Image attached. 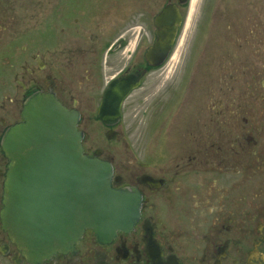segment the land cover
Here are the masks:
<instances>
[{
	"label": "flooded vegetation",
	"instance_id": "af4514ba",
	"mask_svg": "<svg viewBox=\"0 0 264 264\" xmlns=\"http://www.w3.org/2000/svg\"><path fill=\"white\" fill-rule=\"evenodd\" d=\"M110 2L116 9L102 14ZM168 2L180 17L173 78L163 69L171 55L159 66L146 59ZM135 5L0 0V264H264V0H166L152 14L147 1ZM133 75L139 83L118 116L99 118L110 85L115 107L119 83ZM35 94L76 112L84 153L110 163L112 188L140 197L128 229H85L41 260L3 227V137ZM166 109H177L172 122ZM87 124L102 126L106 147H85Z\"/></svg>",
	"mask_w": 264,
	"mask_h": 264
},
{
	"label": "water",
	"instance_id": "95a60500",
	"mask_svg": "<svg viewBox=\"0 0 264 264\" xmlns=\"http://www.w3.org/2000/svg\"><path fill=\"white\" fill-rule=\"evenodd\" d=\"M178 24L177 7L167 4L154 21L157 39L146 55L151 65L166 58ZM138 81L139 76L133 75L119 83L115 107L110 104V89L117 85L113 82L98 117H117L119 100ZM22 115L23 122L9 128L2 142L9 160L3 225L26 256L49 258L86 228L109 237L130 227L138 214L139 194L127 188L113 189L111 165L83 153V133L76 129L78 114L52 95L35 94L25 103Z\"/></svg>",
	"mask_w": 264,
	"mask_h": 264
},
{
	"label": "rangeland",
	"instance_id": "374dc122",
	"mask_svg": "<svg viewBox=\"0 0 264 264\" xmlns=\"http://www.w3.org/2000/svg\"><path fill=\"white\" fill-rule=\"evenodd\" d=\"M131 2L132 10L136 9L135 3H137V0H128ZM143 1V0H141ZM148 3V7L150 9L151 14L160 8V6L166 1V0H145ZM139 8L138 10L140 11L142 9V3H138ZM121 6V7H120ZM117 7V4L114 2H110L108 4H104L102 6V14L107 11H113ZM120 7V10L126 9V6L123 5H118V8ZM138 10L134 11L137 12ZM115 11L113 12V14ZM136 15V14H135ZM106 26H102V29L100 30L99 36L104 37L108 36L109 31V24L105 21ZM180 45L179 43L177 44V41L175 45L173 46L172 53L170 58L167 60L166 64L164 65L163 69H165L164 75L173 78L177 74V54L179 53ZM177 113V109H166L165 116L168 118L167 123L172 122V118L175 117V114ZM83 130L86 132L87 135V141L85 142V147L90 148V150L94 149H100V147L105 146L106 147V140L103 135V128L101 125L98 124H87L83 125ZM133 142H137L136 140H133ZM110 146V145H109ZM112 147H115V144L112 145ZM122 151L125 150L124 146L121 148Z\"/></svg>",
	"mask_w": 264,
	"mask_h": 264
}]
</instances>
